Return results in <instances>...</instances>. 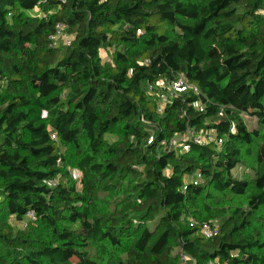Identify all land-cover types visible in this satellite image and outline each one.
Masks as SVG:
<instances>
[{"label":"trees","instance_id":"trees-1","mask_svg":"<svg viewBox=\"0 0 264 264\" xmlns=\"http://www.w3.org/2000/svg\"><path fill=\"white\" fill-rule=\"evenodd\" d=\"M181 254L264 264V0H0V264Z\"/></svg>","mask_w":264,"mask_h":264},{"label":"built area","instance_id":"built-area-1","mask_svg":"<svg viewBox=\"0 0 264 264\" xmlns=\"http://www.w3.org/2000/svg\"><path fill=\"white\" fill-rule=\"evenodd\" d=\"M65 25L62 23H58L55 27V33L51 36L52 41L58 45L59 40L62 38L63 42L66 44H70L71 37L65 34ZM147 89L156 95H158V98L161 102V104H169L171 102V99L173 97H177L180 94L187 92V91H193L195 93H199V89L197 86H195L193 83H191L187 77L183 74H180L178 76H175L174 78H161L155 83H148ZM52 139H57V136L55 134L52 135ZM206 140L209 141H215L219 145L223 143L222 139H217V137L214 134H209L207 136H203V134L195 133L193 130L188 129L185 133L176 135L172 137L169 141L165 142L168 146H181L184 151L189 150L190 146L188 144V141H195L196 143L202 144ZM153 140L150 139L149 143H151ZM73 179L75 181H78L80 183V173L77 170H74L72 172ZM195 178V177H193ZM195 182H197L196 179H194ZM48 184L51 186H55L57 184V180L51 179ZM28 217L34 219V213H29ZM202 232L207 237H212L213 235H216V230L211 224H203L202 225ZM181 264H188V257L185 254H181L180 256Z\"/></svg>","mask_w":264,"mask_h":264},{"label":"rangeland","instance_id":"rangeland-1","mask_svg":"<svg viewBox=\"0 0 264 264\" xmlns=\"http://www.w3.org/2000/svg\"><path fill=\"white\" fill-rule=\"evenodd\" d=\"M65 33H66V32H65ZM66 35L70 36V34H68V33H66ZM59 42H60V43H63L62 38L59 40ZM163 105H164V104H163ZM162 107H163V106H162ZM246 119H247V121H248L250 127L253 128V127H257V126H258V123H257L256 120H251L249 117H246ZM235 173H237V174H239V175H242V169L240 168V169L235 170ZM17 225H18L19 227H24V226H25L24 223H18Z\"/></svg>","mask_w":264,"mask_h":264}]
</instances>
